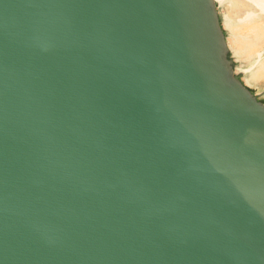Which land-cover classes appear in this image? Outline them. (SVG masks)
Listing matches in <instances>:
<instances>
[{
    "label": "water",
    "instance_id": "1",
    "mask_svg": "<svg viewBox=\"0 0 264 264\" xmlns=\"http://www.w3.org/2000/svg\"><path fill=\"white\" fill-rule=\"evenodd\" d=\"M213 0H0V264H264V103Z\"/></svg>",
    "mask_w": 264,
    "mask_h": 264
},
{
    "label": "bare ground",
    "instance_id": "2",
    "mask_svg": "<svg viewBox=\"0 0 264 264\" xmlns=\"http://www.w3.org/2000/svg\"><path fill=\"white\" fill-rule=\"evenodd\" d=\"M213 3L228 53L250 69L244 80L264 86V0H235V3L221 0L219 5L213 0Z\"/></svg>",
    "mask_w": 264,
    "mask_h": 264
},
{
    "label": "rangeland",
    "instance_id": "3",
    "mask_svg": "<svg viewBox=\"0 0 264 264\" xmlns=\"http://www.w3.org/2000/svg\"><path fill=\"white\" fill-rule=\"evenodd\" d=\"M231 1L235 3V0H231ZM216 2H217V5H219V3H221V0H216ZM233 12L234 11L231 12V17H233L234 15ZM219 13H220V16L223 13L221 8H219ZM228 55L230 59L231 57L234 59L232 60V64H233L231 66L232 70L238 75L241 81H243V83L249 88V90L255 96V98L264 103V86L262 84L261 85L258 84L257 82H252V81L246 82L244 79L246 78V75L248 71L250 70L249 67L247 65H244L242 61L239 60V58L234 56L233 54L230 55L228 53ZM262 55H264V51Z\"/></svg>",
    "mask_w": 264,
    "mask_h": 264
}]
</instances>
